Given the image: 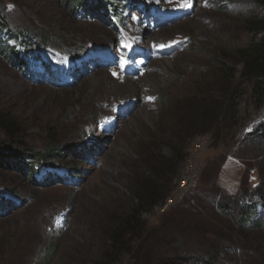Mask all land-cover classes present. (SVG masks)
Masks as SVG:
<instances>
[{
  "label": "rangeland",
  "instance_id": "rangeland-1",
  "mask_svg": "<svg viewBox=\"0 0 264 264\" xmlns=\"http://www.w3.org/2000/svg\"><path fill=\"white\" fill-rule=\"evenodd\" d=\"M131 1L113 0L124 4L116 26L106 13L74 8L77 0H0V111L20 124L25 152L47 157L35 170L28 157L0 168V264L103 262L108 232L149 173L169 193L141 214L135 253L114 254L112 264L156 255L264 264V140L251 136L264 108L242 97L236 126L229 112L205 111L222 101L225 78H238L237 51L259 40L247 23L264 5ZM207 119L209 131L195 134ZM198 143V177L176 193Z\"/></svg>",
  "mask_w": 264,
  "mask_h": 264
},
{
  "label": "trees",
  "instance_id": "trees-1",
  "mask_svg": "<svg viewBox=\"0 0 264 264\" xmlns=\"http://www.w3.org/2000/svg\"><path fill=\"white\" fill-rule=\"evenodd\" d=\"M260 2L264 5V0H260ZM77 3L80 6L82 5L87 12L106 13L109 20H118L123 12V4L113 2V0H77L74 8H76V5L78 6ZM0 21L2 22L1 18ZM247 29L253 35H259V40L237 51L238 62L241 64L238 78L235 79L234 74L232 76L228 75L231 71V68H228L226 70L228 76L220 84L222 101L217 104L213 102L212 106L205 108L207 114L209 113L214 118L229 112V117L233 120L231 123L233 126H236L241 120L240 102L242 97H248L247 103L254 110L259 111L264 108V15L257 20L248 21ZM22 66L23 63L20 67ZM229 79H233L234 83L230 82ZM207 120L204 128L196 131L195 134L209 131L211 120ZM191 136V134L185 136L182 143L185 144ZM251 136L264 140V120L256 125ZM1 137L3 140L0 139V168L23 165L25 157L30 159L29 163L32 170L47 164V157L33 156V154L24 151L27 146L20 124L15 118L2 111H0ZM184 156L185 154L182 152L176 154L174 164L181 163ZM174 164L168 162L164 168L170 172V180L176 175L175 170H173ZM48 177L51 178L49 175ZM48 177L46 176L43 181H47ZM155 179L156 177L149 173L146 178L140 180L136 185L132 192L134 203L129 212L123 215L108 232V250L104 253L105 259L99 264H112L116 261L114 254L120 255L124 252L134 254L138 249L135 242L143 240L146 230L145 221L141 218V214L161 204L169 193V188L158 184ZM184 259L186 258L176 260L174 257L156 255L153 259L147 260L145 264H182ZM191 261L194 262L193 264H207V260L203 258L194 257L191 258Z\"/></svg>",
  "mask_w": 264,
  "mask_h": 264
},
{
  "label": "built area",
  "instance_id": "built-area-1",
  "mask_svg": "<svg viewBox=\"0 0 264 264\" xmlns=\"http://www.w3.org/2000/svg\"><path fill=\"white\" fill-rule=\"evenodd\" d=\"M205 143H198L195 145L194 151L188 157L185 164L184 170L182 171L181 178L177 182L176 193L184 192L189 187L193 186L196 178L198 177V161L196 160L195 153L199 152ZM172 203V200H166L164 204V209Z\"/></svg>",
  "mask_w": 264,
  "mask_h": 264
},
{
  "label": "snow or ice",
  "instance_id": "snow-or-ice-1",
  "mask_svg": "<svg viewBox=\"0 0 264 264\" xmlns=\"http://www.w3.org/2000/svg\"><path fill=\"white\" fill-rule=\"evenodd\" d=\"M185 7H189L190 6V4L189 3H185V5H184Z\"/></svg>",
  "mask_w": 264,
  "mask_h": 264
},
{
  "label": "bare ground",
  "instance_id": "bare-ground-1",
  "mask_svg": "<svg viewBox=\"0 0 264 264\" xmlns=\"http://www.w3.org/2000/svg\"><path fill=\"white\" fill-rule=\"evenodd\" d=\"M129 81H130V80H129ZM129 81H128V82H129ZM131 86H133L134 88H136V87H135V85H133V83H132V82H131ZM132 93H133V92H132Z\"/></svg>",
  "mask_w": 264,
  "mask_h": 264
}]
</instances>
